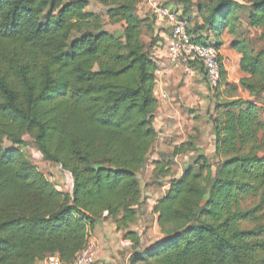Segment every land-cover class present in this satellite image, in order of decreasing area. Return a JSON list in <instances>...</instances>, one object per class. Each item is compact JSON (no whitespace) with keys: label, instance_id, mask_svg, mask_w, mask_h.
<instances>
[{"label":"trees","instance_id":"1","mask_svg":"<svg viewBox=\"0 0 264 264\" xmlns=\"http://www.w3.org/2000/svg\"><path fill=\"white\" fill-rule=\"evenodd\" d=\"M193 1L170 8L193 42L235 34L249 6L262 46L232 44L246 77L234 86L222 68L210 115L215 158L190 137L160 154L142 187L159 108L158 61L143 40L155 20L138 14L145 1L99 0L101 15L87 11L90 0H0V264H70L102 220L134 247L128 264H264V0H205L196 17ZM27 137L70 176V193L31 162ZM191 152L179 176L177 161ZM150 187L167 189L150 213L162 237L144 247L150 225L132 227L148 222Z\"/></svg>","mask_w":264,"mask_h":264},{"label":"crops","instance_id":"2","mask_svg":"<svg viewBox=\"0 0 264 264\" xmlns=\"http://www.w3.org/2000/svg\"><path fill=\"white\" fill-rule=\"evenodd\" d=\"M169 7L172 9L173 7H175V5H170ZM138 14H142V15L148 14L147 7L144 4V2L141 3L138 10ZM193 16L194 17L198 16V12L197 13L193 12ZM199 23H201V18H199ZM153 27H154V32L149 33L151 35L149 39L145 38V33H144L143 40L147 45L153 43L154 48L152 49V51L154 52V49L159 45H161L170 35V30L168 29V26L165 23L156 22V21H154ZM198 36H202L203 39H206L208 44H214L217 42H220L222 44V46L220 47L222 66L224 70L227 72L228 82L234 86H237L240 80L246 77V74H244L241 70L242 56L235 49L232 48V44L234 41L245 39L241 30V24L240 23L236 24L235 34H231L230 29L227 28L226 30H223V34H221L220 36H217V34L205 33V32L203 34H198ZM157 61L159 67L167 68L168 61L166 59V53L164 51H160ZM165 93L169 96L168 101H163L161 99L162 94ZM154 95L159 103V108L156 112V118L154 123L155 129L158 131V140L155 144L154 150L150 155V158L151 157L152 158L151 160L149 158V162H148L150 163L149 168H151V174L154 170V166L152 163L159 159L160 154L164 152L166 153L172 152L174 145H179L187 141L190 137H193L196 140L195 145L197 148V153L199 152L201 154H205L208 157L215 158L214 157L215 145L212 135V124L210 122V115L213 113L214 110L213 105L215 102V98H214L215 92H213L209 88L205 73L199 69L198 71L195 72L194 75L187 77L183 74L182 70L172 71V72L169 71L166 75H164V77L159 78V81L154 90ZM193 95L196 97V100L201 99L200 103H203L206 106L208 105L211 106V110L208 112V123L210 124L209 126H210V142L212 147V156L208 155L207 151L204 150L203 144L205 142L202 140L205 135L198 126L200 123V119L198 117H194L193 115L192 116L193 121L189 120L192 123L193 127L192 128L188 127L187 130L189 131V133L188 134L186 133V135L183 136L184 139H181L182 135H174L175 132L178 131V127L182 125V123L178 121V117H177L179 111V108L177 107L179 104L178 99L185 102L190 98V96ZM174 136L176 138H174ZM194 154L195 153L191 152L186 156H184L183 158L181 157L180 159H178L177 162L180 167L179 176L181 175L183 169L193 162L192 159L195 156ZM187 157L189 159L191 158L190 162L189 164H184L182 167L180 165L181 160H184ZM145 169L142 174H145ZM141 182H142V187H144L146 183H144L143 185V181ZM55 185L58 186L59 189L63 190L58 183ZM166 189L167 188L163 189L161 193L157 192V197L155 199V202L162 195H164ZM71 190H72V180H71ZM71 190L69 191V193L71 192ZM152 207L153 204L151 208ZM148 217L152 218L153 220L155 219V217H153L152 215L151 216L148 215ZM143 221L145 223V219L142 218V220H140L137 225L132 227V230L142 232L144 230L142 229V225L144 226V224L142 223ZM139 225L140 227H138ZM152 227H154L155 231L158 230V232L160 233L156 221L153 222ZM119 236H121V233H118L116 231L115 225L109 220H102L93 227V229L91 230L90 238L98 243L100 250L97 258V264H109L108 261L110 260V252H105V249L106 247L111 248L112 247L111 240ZM125 243H128L129 245L131 244L128 241H126ZM40 264H44V263L42 262Z\"/></svg>","mask_w":264,"mask_h":264},{"label":"rangeland","instance_id":"3","mask_svg":"<svg viewBox=\"0 0 264 264\" xmlns=\"http://www.w3.org/2000/svg\"><path fill=\"white\" fill-rule=\"evenodd\" d=\"M207 1L194 0L193 1V4L195 5L193 8L194 13L198 12L197 6L199 4H203V3L207 4L208 3ZM176 2L177 0H164V3L167 5V7H169L170 5H176ZM248 7L249 6H246L243 10H241L238 13L239 17L241 18L240 20L241 30H242L244 38L252 41L253 48L256 47V49L259 50L260 47L262 46V42L260 40L262 31L253 29L248 25V18H247L248 17ZM87 11L92 12V13L101 14V15H105V12H106L103 6L100 4L99 0H90V6L87 8ZM179 11L182 12V8H180ZM106 30L113 32V33H117V34L122 33V28L120 25L113 26V25L107 24ZM144 33H145V38L149 39L151 35L146 30ZM179 94H180V91H179ZM242 96L247 100H252V98H249L248 93H242ZM178 102L179 104L177 107L179 108V111H178L177 117H178V121L182 123V125L178 127V131H176L174 135H182L181 139H184L183 136L186 135V133L187 134L189 133V131L187 130L188 127H191V128L193 127L192 123L190 122V121H193L192 116L194 115V117H198L200 119V123L198 126L200 127L201 131L205 135L202 140L205 142L203 144L204 150L207 151L208 155L212 156V147H211V142H210V126H209L210 124L208 123V112L211 110V106L210 105L206 106L203 103H200L201 99L196 100V97L194 95L190 96V98L185 102L179 99H178ZM262 118L264 119V109L262 112ZM174 138L176 137L174 136ZM26 143H27L26 152L31 162L49 180H51L54 184L58 183L62 187L63 191H65V193H69V191L71 190L70 176L67 173L63 172L59 166H56L46 161L42 157V155L38 152L37 148L35 147L33 141L30 138L28 137L26 138ZM10 147L11 145L8 142L4 144L5 149H8ZM188 157L184 160H181L180 165L182 167L184 164H189L191 158L189 159ZM149 167H150V163H148L145 169V174H142L140 176L141 181H143V185L146 182H150L151 168ZM148 193H149V196H148ZM146 197H147V201L148 200L149 201L147 202L144 208L148 210V215H150L151 210L153 208V207L151 208V206L152 204L154 206L155 199L157 197L156 188L150 187L149 189H147ZM148 215L146 216V218H148V222L146 223L142 222L144 224V226L142 225V229L146 227V224H149L151 227L152 218L148 217ZM138 227H140V225ZM160 237H161V234L158 232V230L155 231L154 227L149 228L147 231V235L144 236L143 238V246L147 247L157 242ZM111 242H112V247L111 246H110L111 248L106 247L105 249V252H110V260L108 261V263L109 264H128L131 255L134 253V247L131 244L129 245L128 243H125L126 241L123 240L122 235L112 239Z\"/></svg>","mask_w":264,"mask_h":264},{"label":"built area","instance_id":"4","mask_svg":"<svg viewBox=\"0 0 264 264\" xmlns=\"http://www.w3.org/2000/svg\"><path fill=\"white\" fill-rule=\"evenodd\" d=\"M148 14L156 21L165 23L170 30L166 40L154 49L153 55L157 59L160 51L166 53L167 68L158 67L156 71L157 83L169 71L182 70L190 77L199 69L206 75L209 88L216 92L221 87L222 61L221 53L214 44L202 45L193 42L189 35V22L180 12H173L164 0H144ZM161 99L168 101L169 96L162 94ZM99 245L91 238L77 253L70 264H97ZM44 264H65L58 256L47 258Z\"/></svg>","mask_w":264,"mask_h":264}]
</instances>
